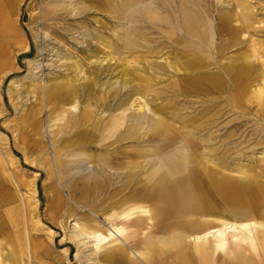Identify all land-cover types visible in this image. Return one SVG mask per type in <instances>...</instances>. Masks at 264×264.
Returning a JSON list of instances; mask_svg holds the SVG:
<instances>
[{"label":"bare ground","instance_id":"bare-ground-1","mask_svg":"<svg viewBox=\"0 0 264 264\" xmlns=\"http://www.w3.org/2000/svg\"><path fill=\"white\" fill-rule=\"evenodd\" d=\"M17 1H0V82L20 71L18 59L29 53L27 45L20 41L21 33L12 15ZM139 1L144 2L134 7ZM162 1L165 0H114L109 8L114 17H121L130 25L125 32L115 35L124 49L149 48L151 43L142 36L149 28H156L165 35L164 46L180 47L172 51L181 53L182 69L175 71L182 70L183 75L167 83L174 104L155 105L146 99L153 90L151 82L143 85L134 82L135 76L125 77L110 82L114 89L112 97L118 95L119 100L109 107L110 115L104 119L97 115L99 101L95 100L94 87H103L109 81L90 80L79 68L78 60L71 65L72 76L56 75L55 80L46 85L47 103L53 104V110L59 103L64 107L53 120L64 118L68 111L73 112L51 132L60 181V185L53 181L46 191L47 196H51L54 214L51 219L56 225L62 222L67 203L64 188L79 205L93 209L103 218L105 222L82 213L72 230L64 233L62 244L73 242L75 258L80 262L84 258L92 259V253L86 252L89 247L81 241L83 237L93 242L92 264H264L263 168L239 165L237 172L242 174L248 170L247 175L231 176L224 154L217 156L210 147L203 150L197 140L196 134L204 123L202 114L179 118L175 113V102L188 91L205 96L215 94L199 101L206 109L210 104L220 103L227 93L233 107L242 112L255 109L264 123V78L255 65V60H264V53L252 40L248 45L250 53L224 56V51L243 43L240 35L245 28L250 24H264V19L253 20V7L248 0H234L238 12L235 20L242 24L239 27L231 24V11L219 15L217 25L207 22L206 10L200 8L201 0H175L170 13L165 11ZM34 2L27 3L29 22L26 25L35 37L38 31L33 26ZM102 4L109 5V1ZM52 5V8L57 6ZM71 6L77 8L76 3ZM46 15H51V11ZM215 29L218 44L214 43ZM181 31L183 36L179 35ZM117 50L114 47L113 53ZM139 56L133 55L132 59L136 61ZM209 63L216 71L206 70ZM122 73L129 74L126 70ZM260 78L263 87L257 88ZM28 88L37 90L38 83H31ZM119 89H125L122 97ZM136 94L141 95L136 99L142 98L143 104L138 112H126L130 108L126 96ZM54 97L58 100L53 102ZM39 100L42 101V94ZM78 103H83L79 114L74 111ZM34 108L32 105L26 110L22 120L34 119ZM25 128L23 134H27L29 148H45L39 141L36 125L29 122ZM202 140L208 143L210 138ZM7 153L11 155L13 151L0 131V196H11L6 191L9 187L14 192L12 196L20 200L15 189L23 187L27 192L25 209H38L34 199L36 176L27 180L18 172L7 175L3 159V154L8 156ZM22 154L28 167L47 165L46 172L53 178L50 159L40 160L38 155L32 156L30 150H23ZM68 157L79 158L72 161ZM14 159L15 162H11L17 168L20 163L17 157ZM31 204L33 208L29 209ZM3 206L0 200V207ZM15 208L17 205L0 213V264H25L27 231L23 215ZM73 211L67 210V215L73 216ZM29 225L33 233V238L28 239L33 256L44 254L56 263L53 231L44 227L38 218ZM3 227L20 231L26 241L17 234L2 237ZM65 251L67 257L68 251Z\"/></svg>","mask_w":264,"mask_h":264},{"label":"rangeland","instance_id":"rangeland-1","mask_svg":"<svg viewBox=\"0 0 264 264\" xmlns=\"http://www.w3.org/2000/svg\"><path fill=\"white\" fill-rule=\"evenodd\" d=\"M75 1L78 0H35L36 17L33 26L38 31L35 37L26 25L29 22V12L26 7L29 0H18L12 12L13 17L16 19L18 31L21 33L20 41L23 42V45H27L29 53L19 57L18 66L20 71L17 74H9L4 81L0 82V131L7 137L8 147L13 151L11 155L9 154L13 157L12 160H10L8 153V156L3 154V159L7 175L12 176L14 172H18L23 179L27 180L36 176L35 187L37 192L34 199L37 202L38 209L30 210L31 212L28 211L27 207L25 209L24 201L27 192L23 187L15 189L20 195V200L16 196H12L14 192L7 187L6 191L11 196H0V200L4 202V206L0 207V213L8 207L11 208L17 205L15 209L20 211V214L24 217L27 241L23 238V233L16 232L15 228L3 227L2 237L5 235L16 237L17 234L21 237V240L26 241L25 264H92L95 253L91 249L93 243L91 238H81V241H84L89 247L86 252L92 253L90 255L91 260L84 258L81 262L75 258L76 248L74 243L62 244V238L65 232L68 233L72 230L77 217L82 213L91 214L95 219L104 221L93 209L79 205V202L73 196H69V191L66 188L63 189L67 203L64 207L62 222L60 225H56L51 219L54 215L53 211L51 212V196H47L46 191L52 186L53 181L60 185L53 158L51 143L53 134L51 132L55 130L56 126L62 125L66 119L71 117L73 112L68 111L64 113V118L53 120L58 111L64 107H62V103H59L56 109L53 110V104L47 103L46 85L52 83L56 75L61 77L72 76L74 71L71 65L74 60H78L79 68L83 69L85 75H89L90 80H95V82L98 80L109 81L103 87H94L95 100L99 101L97 115H102L106 119L110 115L109 107L114 106L119 100L118 95L112 97L114 89L111 88V81L135 76L134 82H141L143 85L151 82L153 90L147 95L146 99L154 102L155 105H162L165 103L174 104V100H172L173 93L171 87L168 88L167 83L183 75L182 70L175 71V69H182L181 53L176 52L180 47L164 46L165 41H167L166 37L158 29L149 28L142 34L151 43L149 48L144 47L136 51L126 50L121 47L122 45L115 35L119 36L130 25L125 19L116 18L112 14L109 7L112 6L110 3H113L114 0ZM108 1L109 5L102 4ZM143 2L139 1L134 7L141 5ZM248 2L253 7V20L264 19V0H248ZM54 3L57 6L52 8ZM74 3L77 4V8L72 9L71 4ZM161 5L164 6L165 11L170 13L175 5V0L162 1ZM201 6L206 10L204 12L205 20L210 21L213 25H217L219 15L225 11H231L233 18L231 24L238 27L242 26L240 20H235L238 12L234 0H201L200 8ZM50 11L51 15H46ZM179 35L183 36V32H179ZM240 37L243 43L224 51V56L239 52L250 53L251 48L248 45L252 40L258 43L256 47H259L264 53V24H250ZM222 38L225 39V36ZM214 43H219L216 29ZM114 47L118 48L117 53H113ZM173 49L176 51H172ZM136 54H140V56L134 61L132 57ZM65 57L67 58L66 61ZM255 65L259 72H263L262 78H264V60H255ZM143 66L145 67L144 70L141 69ZM123 70L128 71L129 74L125 75L122 73ZM206 70L216 71L210 63ZM31 83H38L37 90L28 88ZM256 84L257 88L263 87L261 78ZM10 88L11 92H9ZM119 90L121 91L120 97H122L125 89ZM40 94H42V101L39 100ZM36 95L38 96L37 99ZM211 95L206 94L205 96L204 94H195L188 91L185 96L179 97L178 102H175L176 107H179V109L175 107L176 115L182 118L202 114L204 123L196 134L197 140L202 144L203 150L210 147L217 156L224 154L231 176L247 175L248 170L242 174H239L237 170L239 165H249L254 168L262 167V178L264 180V123L261 120L262 116L257 115L255 109L251 111L246 109L242 112L233 107L227 99V93H224L220 103L210 104L206 109V106L199 101ZM140 96V94L126 96L127 105L130 106L126 112H138L139 107L144 102L142 98L136 99ZM57 100L54 97L52 101ZM103 104H106V106L103 107ZM32 105L35 106L36 112L34 119L22 120L25 111L30 109ZM82 105L83 103H78L74 109L77 114L82 109ZM39 109L40 112H38ZM212 111L213 113H211ZM17 120L21 121L17 122ZM29 122L34 123L39 129L38 138L41 144L46 145L45 148L42 147V149L37 150L29 148L30 142L26 137L27 134H23L26 129L25 126ZM208 137L210 138L208 143L202 140V138L206 139ZM23 150H30L32 156L38 155L40 160L50 159L54 171L53 178L51 179L46 172L47 165L28 167L23 160ZM14 157H17L20 163L17 168L15 163L12 164V162H15ZM78 158L68 157L72 161ZM6 174H4V177H6ZM32 208L33 204L29 209ZM67 210H74V215L68 216ZM36 218L42 222L44 227L51 229L53 235L56 236V247L53 249V255L57 257L56 263L50 261V258L44 256V254H40L39 257L35 258L31 253L28 239L29 237L33 238V233L29 222L31 220L35 221ZM47 231L44 232L48 233ZM65 250L68 251L67 257H65Z\"/></svg>","mask_w":264,"mask_h":264}]
</instances>
